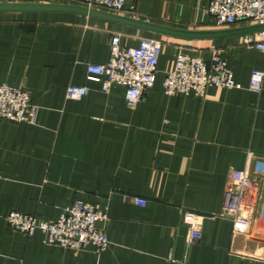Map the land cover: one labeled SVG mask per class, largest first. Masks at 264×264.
<instances>
[{
    "label": "crops",
    "instance_id": "obj_1",
    "mask_svg": "<svg viewBox=\"0 0 264 264\" xmlns=\"http://www.w3.org/2000/svg\"><path fill=\"white\" fill-rule=\"evenodd\" d=\"M209 2L126 0L117 14L192 30L244 25L217 27ZM114 33L122 47L161 42L154 85L134 106L122 86L103 91L86 78L88 63L109 60ZM180 50L223 57L240 87L165 94ZM263 65L243 36L185 40L72 13L0 11V84L26 89L35 107L32 123L0 120V264H264V237L235 234L220 215L231 170L264 158V79L260 92L248 87ZM70 84L87 94L68 99ZM76 198L107 207L101 252L48 245L5 221L10 210L52 221ZM186 215L202 231L197 241Z\"/></svg>",
    "mask_w": 264,
    "mask_h": 264
},
{
    "label": "built area",
    "instance_id": "obj_2",
    "mask_svg": "<svg viewBox=\"0 0 264 264\" xmlns=\"http://www.w3.org/2000/svg\"><path fill=\"white\" fill-rule=\"evenodd\" d=\"M75 4L97 8L113 13L126 10V0H75ZM133 6H131V9ZM207 12L213 17L217 27L237 24H264V0H210ZM243 44L254 47L264 54V31L243 36ZM161 53V42L153 38H143L137 46L122 47L120 34L114 33L110 40V57L106 63H88L87 80L98 82L103 91L112 84L124 88V99L129 106L138 103L143 93L154 85L156 66ZM264 79V65L252 69L249 89L260 92ZM165 94L193 93L203 96L207 87L239 88L233 72L226 60L211 53L208 59L191 55L182 50L175 57L173 68L166 73L162 82ZM88 87L70 84L66 87L68 99H79L86 95ZM0 120L10 122H34L35 107L26 89L0 84ZM250 161L241 169L231 170L224 188L220 215L231 221L233 233L259 235L264 237V158H256L251 168ZM2 178L0 174V179ZM134 203L144 206L147 200L134 197ZM108 218L107 207L91 203L81 198L63 207L56 219L47 221L35 216L10 210L5 221L19 232L32 236L39 231L48 245L74 250L92 247L103 251L109 239L98 227L99 222ZM190 222L188 241H197L202 231L195 220L186 215ZM253 264H263L256 261Z\"/></svg>",
    "mask_w": 264,
    "mask_h": 264
},
{
    "label": "water",
    "instance_id": "obj_3",
    "mask_svg": "<svg viewBox=\"0 0 264 264\" xmlns=\"http://www.w3.org/2000/svg\"><path fill=\"white\" fill-rule=\"evenodd\" d=\"M2 12H64L104 19L118 24L185 40H215L223 37L249 36L264 31V24L254 23L230 28L192 30L170 27L124 14L92 8L75 3H61L54 0L0 1Z\"/></svg>",
    "mask_w": 264,
    "mask_h": 264
}]
</instances>
